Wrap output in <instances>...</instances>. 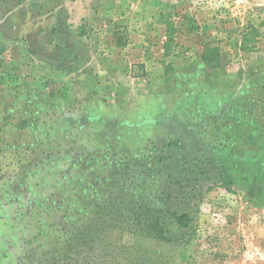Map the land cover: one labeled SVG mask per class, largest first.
Masks as SVG:
<instances>
[{
    "label": "rangeland",
    "instance_id": "rangeland-1",
    "mask_svg": "<svg viewBox=\"0 0 264 264\" xmlns=\"http://www.w3.org/2000/svg\"><path fill=\"white\" fill-rule=\"evenodd\" d=\"M262 12L196 0H0V264L52 259L29 243V186L43 187L57 147L44 134L70 148L77 132L52 128L86 118L100 121V137L128 123L134 150L178 140L216 152L235 178L231 191L206 186L193 203L186 244L120 234L113 243L141 244L166 264H264ZM209 44L218 61L203 63ZM24 101L42 112L31 126ZM86 139L80 149L92 148Z\"/></svg>",
    "mask_w": 264,
    "mask_h": 264
},
{
    "label": "trees",
    "instance_id": "trees-1",
    "mask_svg": "<svg viewBox=\"0 0 264 264\" xmlns=\"http://www.w3.org/2000/svg\"><path fill=\"white\" fill-rule=\"evenodd\" d=\"M218 53L219 48L209 44L201 61L217 62ZM24 104V125L31 126L42 112L29 109L28 101ZM86 120V125L75 120L73 131L71 124L66 130L52 128L66 135L77 132L70 148L62 143L66 137L44 134L48 146L54 142L57 147L47 156L43 187L29 186L28 226L36 229L29 243L36 244L35 255L50 254L52 259L40 260L47 264H166L141 244L113 243L114 236L131 235L139 243L186 244L193 229V203L202 198L206 186L208 191L214 186L231 191L234 176L216 152L209 155L206 149L178 140L134 150L128 144L133 133L128 123L127 130L115 124L100 137L95 131L100 121ZM82 136L92 148H79Z\"/></svg>",
    "mask_w": 264,
    "mask_h": 264
},
{
    "label": "built area",
    "instance_id": "built-area-1",
    "mask_svg": "<svg viewBox=\"0 0 264 264\" xmlns=\"http://www.w3.org/2000/svg\"><path fill=\"white\" fill-rule=\"evenodd\" d=\"M201 5H215L224 6L228 5L234 8V10L241 16V9L250 8L253 13L255 11L262 10L264 14V0H196Z\"/></svg>",
    "mask_w": 264,
    "mask_h": 264
}]
</instances>
